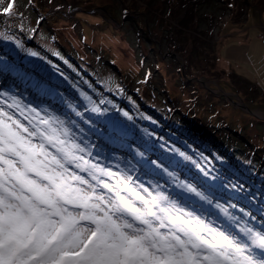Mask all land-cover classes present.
Wrapping results in <instances>:
<instances>
[{
  "label": "rangeland",
  "instance_id": "1",
  "mask_svg": "<svg viewBox=\"0 0 264 264\" xmlns=\"http://www.w3.org/2000/svg\"><path fill=\"white\" fill-rule=\"evenodd\" d=\"M9 5L0 94L28 107L0 95V264L6 249L89 244L86 261L55 264H239L235 249L264 237V0ZM114 203L147 215L122 226ZM88 207L90 226L64 214Z\"/></svg>",
  "mask_w": 264,
  "mask_h": 264
},
{
  "label": "snow or ice",
  "instance_id": "2",
  "mask_svg": "<svg viewBox=\"0 0 264 264\" xmlns=\"http://www.w3.org/2000/svg\"><path fill=\"white\" fill-rule=\"evenodd\" d=\"M13 0H10V5L8 8L4 9L2 13L7 14L11 11V3ZM9 40H12L17 47H22L19 40H14L12 37H8ZM29 54L35 55V52H29ZM55 55L56 53L53 52ZM79 91V90H78ZM119 91V90H118ZM0 95H4L6 99L10 98L11 103L7 105L9 110H13L12 113H20L23 109L28 106L24 104V102L18 97H9V94L3 93ZM80 97L87 102L88 107L93 112H99L100 109L97 107L94 100L86 96L84 92H79ZM101 104L108 103L113 107H116L111 100H100ZM0 110H5L4 105H0ZM7 110V111H9ZM35 109H33L34 111ZM3 111H0V115H3ZM127 115L126 112L123 113ZM11 119V116H9ZM147 119V117H145ZM181 156H184L185 159H190L184 152H180ZM199 167V165H197ZM232 189H239L240 191H244V186L239 181L232 180L231 184ZM226 211V210H225ZM250 218L255 220L256 217L250 215ZM245 239H247L245 237ZM195 246V245H194ZM259 250L261 256L264 257V237L260 238L259 244L253 243L252 240H247V245H241L240 247L235 249V252L239 258V264H264V259H258L253 253L256 250ZM51 249H43V248H32L30 245L27 247L20 248L18 250H13L9 252L7 249L5 250V256L13 261L15 264L16 261H21L22 264H55L57 260L63 261H86L92 255V245L89 244L88 247H84L83 245L78 246L74 249H60L55 255L49 256L48 253ZM47 258V259H46ZM199 264V261L196 262ZM203 264H224L221 260H219L215 253H209L204 257Z\"/></svg>",
  "mask_w": 264,
  "mask_h": 264
},
{
  "label": "clouds",
  "instance_id": "3",
  "mask_svg": "<svg viewBox=\"0 0 264 264\" xmlns=\"http://www.w3.org/2000/svg\"><path fill=\"white\" fill-rule=\"evenodd\" d=\"M60 206L63 207V204L61 203ZM111 212L113 213L115 218L119 220L122 226H131L137 219H143L144 216L147 215L146 209L140 210L123 203H114L111 208ZM64 214L66 216H69L70 220H74L78 227L90 226V218L93 214H95V209L94 207H88L86 209L78 210L72 213H69L67 210H65ZM109 222H111V219L109 220Z\"/></svg>",
  "mask_w": 264,
  "mask_h": 264
},
{
  "label": "trees",
  "instance_id": "4",
  "mask_svg": "<svg viewBox=\"0 0 264 264\" xmlns=\"http://www.w3.org/2000/svg\"><path fill=\"white\" fill-rule=\"evenodd\" d=\"M186 1V0H185ZM184 2V1H183ZM184 4V3H183ZM170 14V16L172 15V13L170 12L169 13ZM174 15V14H173ZM187 17V16H186ZM181 20V19H180ZM180 24H181V26L182 27H185V28H188V30H190V31H194L195 30V26H196V23L195 22H192L191 21V19H189V18H185V20L184 19H182V21L180 22ZM224 63L225 64H227L226 63V60L224 61ZM190 128H193V127H189V129ZM175 135H177V133L175 134ZM236 152V151H235ZM238 153V152H237ZM238 154H241V153H238ZM5 238V237H4ZM4 238H2V239H0V241H3L4 240ZM11 239H15V237L14 238H12V237H7L6 236V243L7 244H11V242H12V245H14L15 246V248L17 249V248H20V243H18L19 241H17V239H15L14 241H10ZM4 243V242H3ZM17 244H19V245H17ZM17 245V246H16Z\"/></svg>",
  "mask_w": 264,
  "mask_h": 264
},
{
  "label": "water",
  "instance_id": "5",
  "mask_svg": "<svg viewBox=\"0 0 264 264\" xmlns=\"http://www.w3.org/2000/svg\"><path fill=\"white\" fill-rule=\"evenodd\" d=\"M242 108H245V109H247V107H246L245 105H242Z\"/></svg>",
  "mask_w": 264,
  "mask_h": 264
},
{
  "label": "bare ground",
  "instance_id": "6",
  "mask_svg": "<svg viewBox=\"0 0 264 264\" xmlns=\"http://www.w3.org/2000/svg\"><path fill=\"white\" fill-rule=\"evenodd\" d=\"M24 99V98H23Z\"/></svg>",
  "mask_w": 264,
  "mask_h": 264
}]
</instances>
